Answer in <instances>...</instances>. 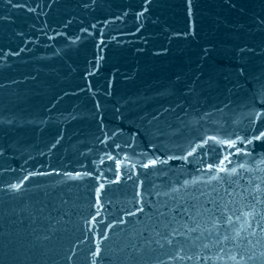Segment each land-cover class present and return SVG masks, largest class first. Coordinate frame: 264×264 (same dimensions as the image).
<instances>
[{"label": "water", "instance_id": "water-1", "mask_svg": "<svg viewBox=\"0 0 264 264\" xmlns=\"http://www.w3.org/2000/svg\"><path fill=\"white\" fill-rule=\"evenodd\" d=\"M0 264H264V0H0Z\"/></svg>", "mask_w": 264, "mask_h": 264}]
</instances>
